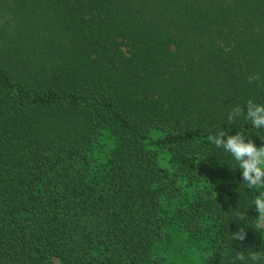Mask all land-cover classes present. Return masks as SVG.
<instances>
[{
	"label": "trees",
	"instance_id": "obj_1",
	"mask_svg": "<svg viewBox=\"0 0 264 264\" xmlns=\"http://www.w3.org/2000/svg\"><path fill=\"white\" fill-rule=\"evenodd\" d=\"M248 100L264 0H0V264H252Z\"/></svg>",
	"mask_w": 264,
	"mask_h": 264
},
{
	"label": "clouds",
	"instance_id": "obj_2",
	"mask_svg": "<svg viewBox=\"0 0 264 264\" xmlns=\"http://www.w3.org/2000/svg\"><path fill=\"white\" fill-rule=\"evenodd\" d=\"M259 79L258 74L251 75L248 78L249 83ZM245 107L247 109L246 113ZM241 114L245 115L254 128L259 129L264 127V104H257L252 100H248L243 107L239 105L235 106L230 111L228 120L230 122L234 121ZM226 135L227 139H225ZM207 140L217 148H223L224 151L232 155L237 162V167L242 170L243 184H246L249 189L264 188V145L258 147L244 134L238 132L235 135H230L225 130L208 135ZM252 203L259 213L254 227L260 232L264 231V192L256 196ZM238 217L241 222L247 220V214L240 213ZM246 237L247 232L243 228H240L236 233L231 235L232 241H244ZM236 259L245 261L243 252H239ZM248 259L252 261V264H259L261 260H264V253L251 252Z\"/></svg>",
	"mask_w": 264,
	"mask_h": 264
},
{
	"label": "rangeland",
	"instance_id": "obj_3",
	"mask_svg": "<svg viewBox=\"0 0 264 264\" xmlns=\"http://www.w3.org/2000/svg\"><path fill=\"white\" fill-rule=\"evenodd\" d=\"M55 264H61V262L58 259H55Z\"/></svg>",
	"mask_w": 264,
	"mask_h": 264
}]
</instances>
